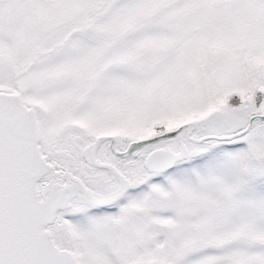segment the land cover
I'll return each instance as SVG.
<instances>
[{
	"label": "snow or ice",
	"instance_id": "1",
	"mask_svg": "<svg viewBox=\"0 0 264 264\" xmlns=\"http://www.w3.org/2000/svg\"><path fill=\"white\" fill-rule=\"evenodd\" d=\"M0 264H264V0H0Z\"/></svg>",
	"mask_w": 264,
	"mask_h": 264
}]
</instances>
